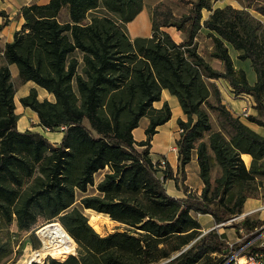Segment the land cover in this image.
<instances>
[{
	"label": "trees",
	"instance_id": "1",
	"mask_svg": "<svg viewBox=\"0 0 264 264\" xmlns=\"http://www.w3.org/2000/svg\"><path fill=\"white\" fill-rule=\"evenodd\" d=\"M179 1L189 5L181 15L162 1L155 3L151 35L133 39L125 23L141 10L143 0H49L21 8L24 22L5 43L6 64L0 66V209L8 221L15 215L18 230L31 229L37 212L57 216L79 246L78 258L63 260L69 255L63 254L41 264H158L187 245L162 264H215L216 255L225 250V234L215 229L201 234L190 212L208 214L216 224L238 216L250 193L230 204L229 192L238 182L264 175V135L231 113L212 81L224 79L235 95H250L256 114L246 120L264 126V20L251 12L264 17V0H245L241 8H213L211 0ZM62 9L66 18L59 20ZM203 9L209 11L205 19ZM168 26L183 31L184 38L175 42L163 30ZM200 29L206 31L210 56L221 62V70L199 53L195 39ZM229 48L238 60L250 61L252 84L242 68L234 67ZM76 51L82 55L80 73ZM12 63L21 83L32 81L53 95L54 101H39L31 88L19 102L37 114L43 127H62L56 145L39 132L17 129L7 66ZM162 89L177 98L186 120H177L176 173L166 164L160 178L149 148L156 127L171 115L167 102L152 106ZM207 109L216 112L220 130L212 129ZM143 116L148 118L146 138L135 141L132 130ZM193 151L203 183L199 193L188 192L183 184ZM242 153L251 156L248 168ZM212 159L220 174L211 181ZM35 167L42 176L19 196L9 183L21 184ZM104 168L97 194L82 196L80 203L130 228L101 236L71 204L75 189L84 192L94 183L93 174ZM166 179H173L185 195L168 194ZM261 223L245 217L230 226L248 234Z\"/></svg>",
	"mask_w": 264,
	"mask_h": 264
},
{
	"label": "rangeland",
	"instance_id": "2",
	"mask_svg": "<svg viewBox=\"0 0 264 264\" xmlns=\"http://www.w3.org/2000/svg\"><path fill=\"white\" fill-rule=\"evenodd\" d=\"M159 1H162V2L170 5V7L174 10L176 15H181L183 13H186L189 9V5L183 4L179 0H159ZM211 1H212V3H213V1H219V2L223 3V0H211ZM237 1L241 4V6L245 5V3H246L245 0H237ZM98 11L102 12L103 10L99 9ZM65 18H66V9H62L60 12L59 20H64ZM195 40H196V45H197L198 51L205 57V59L209 63H211L212 66H214V63H216L217 59L210 56V50L211 49H209V46H212V43H211L209 37H207L206 33L200 32L197 34ZM230 50L232 51V53H234L233 48H230ZM73 55L78 59L79 64L77 67V72L80 73L81 67H82V59H81L82 55H81V53H79L77 51L74 52ZM240 63H241L242 68L245 70V72H247L248 81L253 82L255 74H254V71L250 65V61L248 59H245V60L240 61ZM10 81H11V83L13 85V89H14V94H13L14 112L18 116L17 129L20 131L27 130V131L39 132L45 138H47L49 140V142L56 145L60 140L58 138L60 136L59 134L62 133L61 129L55 128L54 130H50L49 128L43 127L41 124H39V119L37 117V114L34 111H32L31 109H29L28 107L22 106L21 103L19 102V98H20L19 96L22 97L21 94L23 92H25L26 93L25 95H27L31 88L22 87L23 83H21L19 80L17 66L14 63L11 64ZM37 88H38V90L35 89L36 90V98L39 101H42L44 99L49 100V101H54V97L51 93L47 92L45 89H40L39 86ZM39 90L40 91L42 90L43 93L40 92ZM236 100H239V99L236 98ZM252 105H251V107H252ZM227 107H229V106L227 105ZM249 108H250V105L247 104L246 112L248 111ZM228 109L230 110L231 108H228ZM252 109H254V108L252 107ZM230 111L233 115L239 116V118L242 117V119H245V120H246V116L249 114V113H247L246 116H243L240 113L241 111L239 112V114H236L233 110H230ZM207 112L209 114L212 129L213 130H220L216 112L213 110H210V109H207ZM143 117H145V116H143ZM140 119H139V123H140ZM145 120L146 119H143L142 122H144ZM259 130H262V128H259ZM137 133L138 132H135V135H137ZM178 133L180 134V128H179ZM222 133L226 138L228 137L226 132L222 131ZM204 140H207V135H205ZM250 162H251V156L248 154V164L244 163L247 168L249 167ZM77 168H78V165H77ZM106 170H107V168H104L102 170L95 172L93 174L94 183L92 185H87V188L84 192H81L78 189H75L74 201L71 204V207H76L79 210H81L83 215L86 217L88 224L95 230V232H97L101 236H104V235H106L110 232H113V231H122L124 229L130 228L129 226H127L124 223H121V222H118V221L111 219L106 214H103V213L99 214L98 212H96L94 210L85 209L82 207V205L80 203V199L82 196L97 194L96 183L99 182L103 178V175L106 172ZM72 172L74 173L75 169ZM219 174H220V168L215 163V161L212 159L211 160V169H210V173H209L210 180L212 181ZM40 176H42V175L38 172V168L35 167L34 171L32 172V174L30 176H23L22 177L21 184L16 185V184L11 182V183H9V186H13V187L17 188L19 196H23L27 192L30 191V188L32 186H34V184L36 183V180H35L36 177L38 178ZM70 177H72V175H70ZM164 184H166L167 190L171 191V189H172L171 184L168 185V182L166 180L164 181ZM190 192H195V190L194 191L191 190ZM247 192L250 193V197H248V198L257 199V201L253 200L254 204H255L254 205L255 211L249 215H245L244 217L248 218V220H250V221L260 220V221H262L261 224H264V175H255L254 178L251 180L236 183L235 186L229 192L228 196L226 197L227 198L226 202L231 204L233 202V200L236 197H238L241 193H247ZM13 207L14 206L12 205L10 207L11 208L10 210H13ZM89 211L92 213L96 212L95 214L100 215V222H99V224H97V226L95 225L94 222L89 220V215H88ZM242 213H244L243 208H242V212L239 215H242ZM190 214L194 219H196L200 223L201 228L199 230L201 231V234H203V233H205L211 229H215L218 233H224L225 234L226 242L227 241H230V242L237 241V245H239L240 243L247 241L246 237L242 238V236H241L242 234L239 232H236L234 227L230 226V224H231L230 222L225 221L224 224H220V223L216 224L210 215L199 214V213H196L193 211H191ZM235 217H237V216H235ZM240 219L241 218L236 219L234 221L237 222ZM48 223H59L60 224L57 216L52 217V218H46L41 212H37L36 216H35V221L32 224L31 229H29V230H18L16 228L15 215L12 213L11 214V220L8 221L7 215L4 214L2 212V210L0 209V264H25L27 259L29 258L30 254H31V250L37 249V247H39V245H40V241L36 235L37 228L43 224H48ZM238 240H241V242ZM74 244H75L74 245L75 247L72 246V248H68L66 250H60L58 253H56L54 255L51 254L53 257H48L47 259L44 260V262L48 263V260L50 258H54V257H55L54 259L62 258L63 252H65V254H71V253L75 252L74 255H67L63 260H65L68 256H74V257L78 258L79 246L76 242H74ZM187 247H188V245L182 247V250H185ZM182 250L172 252L169 258L160 260V262H158V264H162L163 262H166L169 259L177 256L179 253L182 252ZM219 256H221V253H218L216 255V258L218 259ZM58 259H56V260H58ZM63 260H60V261H63ZM38 264H41V263H38ZM197 264H202V263L200 261Z\"/></svg>",
	"mask_w": 264,
	"mask_h": 264
},
{
	"label": "crops",
	"instance_id": "3",
	"mask_svg": "<svg viewBox=\"0 0 264 264\" xmlns=\"http://www.w3.org/2000/svg\"><path fill=\"white\" fill-rule=\"evenodd\" d=\"M48 1L49 0H0V11L3 12L4 14V15H0V24H2V27L0 28V66L6 64L2 56V49L5 43L11 42L13 40L14 32L16 30H19L24 22V18L21 13V8L23 6H27L30 4L43 5L46 4ZM158 1L159 0H143V5L141 10L136 14V16L131 21L125 23L126 32L129 39H133L135 37H149L151 35V10L153 5ZM226 4H230L236 8L242 7L237 0H223V3L219 1H213L212 7L213 8L222 7ZM172 11L175 14L173 9ZM251 12L257 18L264 20V17L262 15L254 11ZM208 15H209V11L203 9L202 19L207 18ZM163 30L166 31L175 42H179L184 38L183 31L177 30L174 26L164 27ZM200 32L206 33L204 29H200L199 33ZM209 49H211V46H209ZM229 53L231 55L234 67L242 68L240 60L236 58V52L234 51V53H232V51L229 48ZM209 64L211 65V63ZM7 66L11 73V64H7ZM212 67H214L217 70H221L222 69L221 62L216 60V63H214V66ZM245 74L248 80L247 72H245ZM254 80H255V76H254ZM212 81L218 86L221 94L222 102L226 106L227 105L229 106L227 108H231L230 110H233L236 114H239V112L243 108H246L247 104H249L250 108L248 109L247 113L249 114L256 113V111L251 107L253 101L250 95H246V94L235 95L231 87L228 85L227 81L224 79L219 78ZM253 82H249V83L252 84ZM22 87L34 88L38 90L37 88L38 86L32 81L24 82ZM39 88L43 89L41 87ZM40 92H42V90ZM25 94L26 93L23 92L21 95L23 96ZM236 98L239 100H236ZM164 102H167V104L169 105L171 115L166 122L156 127L157 131L152 135V138L150 140L149 155L152 160H158L160 158L166 160L167 164L172 169L173 175H175L177 170V152L176 150L172 149V147L173 146L176 147V141L179 138V133H178L179 127L177 124V120L181 119L185 121L186 115L183 113L177 98L174 95L170 94L167 89L161 90L160 99L154 101L152 103V106L154 108H160ZM143 119L146 120L142 122ZM240 119L245 124H247L252 130L256 131L261 135H264V126H259L255 123L249 122L245 119H242V117H240ZM147 124H148V119L146 117H142L140 119V123H138V126L132 130V135L135 141H142L146 138L144 130ZM259 128H262V130H259ZM135 132H138L137 135H135ZM59 135L60 136L58 139L61 138L62 133ZM241 158L244 161V163L248 164V154L242 153ZM166 181L168 182V185L171 184L172 186L171 191H169L167 190L166 184H164L168 194L174 197H183L185 195L182 189L180 188L178 189L176 187L173 179H166ZM183 184L187 186L188 192L191 190L192 191L195 190V192L197 193L200 192L203 186L202 181L198 175V164L196 161V154L194 151L192 152L190 161L185 166V179L183 180ZM253 200L257 201V199H250V198L245 199L242 206L244 213L247 212L248 210L255 208L254 207L255 204Z\"/></svg>",
	"mask_w": 264,
	"mask_h": 264
},
{
	"label": "built area",
	"instance_id": "4",
	"mask_svg": "<svg viewBox=\"0 0 264 264\" xmlns=\"http://www.w3.org/2000/svg\"><path fill=\"white\" fill-rule=\"evenodd\" d=\"M243 116L247 115L246 108H243L240 112ZM62 128V127H61ZM60 128V129H61ZM172 149L176 150V147L173 146ZM166 160L163 158H160L158 160H153L154 168H157L159 170L160 178H162V172L166 168ZM255 209L248 210L245 213H242V215H238L237 217H232L227 220V222H232L239 218H245V215H249L252 212H254ZM220 223V224H224ZM51 223L43 224L36 230V235L40 241L39 247L37 249L31 250L32 255L33 252H39V249L44 247H51L55 244L59 243L58 237H53L48 234L46 227L49 226ZM240 235L242 238L246 237L247 241L240 243L237 245V241L230 242L227 241V246L225 250L221 253V256L218 257L215 264H264V254H263V248H264V224L256 225L252 227V230L248 232V234L243 233L242 230H239ZM241 242V240H238ZM74 253H71L69 255H74ZM29 256V257H30ZM39 256V255H38ZM48 257H53L51 254H45L41 259L37 258H28L26 261V264L31 263H43L45 259Z\"/></svg>",
	"mask_w": 264,
	"mask_h": 264
},
{
	"label": "bare ground",
	"instance_id": "5",
	"mask_svg": "<svg viewBox=\"0 0 264 264\" xmlns=\"http://www.w3.org/2000/svg\"><path fill=\"white\" fill-rule=\"evenodd\" d=\"M88 215H89V220L94 222L95 225L97 226V224H99L100 222V215L92 213L90 211L88 212ZM46 230L49 235L53 237H58L60 240L59 243L51 247L41 248L39 249V252H33L32 255L29 257L30 259L37 257L41 259L45 254L54 255L58 253L60 250H66L68 248H72V246L75 245L74 240L69 236V234L65 231V229H63V227L59 223H51L49 226L46 227ZM62 254H65V252H63Z\"/></svg>",
	"mask_w": 264,
	"mask_h": 264
}]
</instances>
